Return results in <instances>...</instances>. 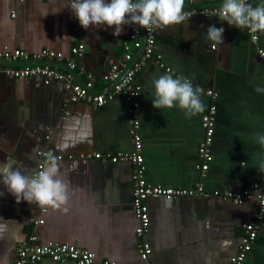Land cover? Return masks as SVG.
<instances>
[{
    "label": "crops",
    "instance_id": "0c3cea01",
    "mask_svg": "<svg viewBox=\"0 0 264 264\" xmlns=\"http://www.w3.org/2000/svg\"><path fill=\"white\" fill-rule=\"evenodd\" d=\"M107 2V0H106ZM223 2V1H221ZM252 6L262 0H249ZM69 0H0V51L41 50L69 56L76 35L85 46L78 65L93 92H104L103 80L112 62H119L128 34L114 28L80 27ZM198 7H204L202 4ZM209 25L223 28V45L205 40ZM264 48V32L252 44L248 30H239L216 16L194 15L156 30L152 61L138 71L134 82L142 89L136 102L145 179L150 184L190 188L201 183L210 194L229 190L243 193L264 180L257 171L264 149L255 142L264 134V62L256 48ZM191 81L200 88L204 111L186 118L178 108L152 107V82L160 75ZM218 94L212 162L203 176L197 169L202 140L201 116L211 104L206 92ZM69 93L58 84L45 85L41 77L11 79L0 75V163L11 161L24 174H33L37 153L46 151L59 164L58 178L68 186V200L60 209L45 208L44 224L34 226L39 206L15 198L0 185V264H13L19 245L33 233L38 245L61 243L87 250L96 262L116 264H231L253 203L236 205L211 196L180 197L166 202L146 201L151 248L147 260L137 252V221L132 206V166L100 162L96 153H130L129 103L119 96L100 108L87 103L62 104ZM49 136L48 139L46 137ZM67 208V211L63 209ZM39 264H75L52 262ZM244 264H264V220Z\"/></svg>",
    "mask_w": 264,
    "mask_h": 264
},
{
    "label": "built area",
    "instance_id": "2783aa9c",
    "mask_svg": "<svg viewBox=\"0 0 264 264\" xmlns=\"http://www.w3.org/2000/svg\"><path fill=\"white\" fill-rule=\"evenodd\" d=\"M18 1L23 2L26 0ZM221 1L223 0H185L184 13L188 17L198 14L205 17H217L218 9L223 3ZM71 2L72 0H69V4ZM248 3H250L249 0ZM201 4L204 7L197 8V5L201 6ZM124 28L128 34V41L123 45L121 60L117 63L112 62L108 72L103 76V80L109 84V88L104 92L92 91L90 76H87L85 83L76 80L84 75L83 68L78 65V61L83 57L85 51V46L80 41L79 35H76L75 43L71 46L68 57L51 50H41L35 53L19 49L0 51V75L11 79L41 77L45 85L53 83L61 85L69 93L68 99L62 104V112L65 116L69 115L67 110L69 104L78 102L100 108L105 106L112 98L119 96L129 103L132 152L96 153L88 157H93L100 162L114 164L126 162L132 166V206L137 221L134 233L137 239V252L141 260H147L151 253V248L146 240L149 229L147 199L161 198L166 202H171L180 197L211 196L230 200L236 205H242L249 200L251 194L259 193L261 198L253 203L250 220L245 224L237 251L230 260L231 264H244L264 220V180L253 182L251 189L243 193L223 190L213 191L210 194L204 190L201 183L190 188H182L150 184L146 181V167L143 163L139 123L135 117L138 107L136 98L142 87L134 82V76L148 61L154 62L160 68H163V64L160 62V56L154 53L156 29L147 31L139 29L135 25H125ZM248 34L250 42L255 44L258 41L259 32L253 33L248 30ZM256 56L264 62V48L257 47ZM206 95L211 99V104L201 116L203 137L197 148L199 156L197 169L201 176L208 170L213 158L211 148L215 133V102L218 98V94L212 90L207 91ZM48 138L49 136L46 137V139ZM37 157L38 162L32 175L40 171L49 161L46 151H39ZM45 213L46 209L39 206V217L34 220V226L44 224L42 216ZM36 241L37 237L32 233L26 241L22 242L17 249L16 260L13 264H39L43 258H48L56 263L72 261L75 264H116L108 260L96 262L92 253L76 246L61 243L38 245Z\"/></svg>",
    "mask_w": 264,
    "mask_h": 264
},
{
    "label": "clouds",
    "instance_id": "9594fccd",
    "mask_svg": "<svg viewBox=\"0 0 264 264\" xmlns=\"http://www.w3.org/2000/svg\"><path fill=\"white\" fill-rule=\"evenodd\" d=\"M185 0H72L69 8L83 29L89 26L114 28L113 35H120L125 25H135L147 31L163 30L179 25L189 19L184 13ZM220 21L239 30L253 33L264 32V0L256 6L248 0H223L217 12ZM224 29L209 25L205 40L211 45H223ZM154 96L152 107L183 111L186 118H192L204 111L201 89L191 81L173 78L170 74L160 75L152 82ZM253 139L264 149V134ZM258 159L257 171L264 174V156ZM59 164L55 158L49 161L35 175L24 174L14 167L13 162L0 163V185H3L17 203L21 200L43 208L60 209L68 200V186L58 178ZM260 194L249 196L256 203ZM67 211V208L63 209Z\"/></svg>",
    "mask_w": 264,
    "mask_h": 264
},
{
    "label": "water",
    "instance_id": "95a60500",
    "mask_svg": "<svg viewBox=\"0 0 264 264\" xmlns=\"http://www.w3.org/2000/svg\"><path fill=\"white\" fill-rule=\"evenodd\" d=\"M76 80L80 82V80L78 78Z\"/></svg>",
    "mask_w": 264,
    "mask_h": 264
}]
</instances>
